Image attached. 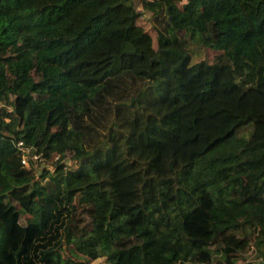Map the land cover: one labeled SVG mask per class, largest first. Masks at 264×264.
Here are the masks:
<instances>
[{"label": "trees", "instance_id": "obj_1", "mask_svg": "<svg viewBox=\"0 0 264 264\" xmlns=\"http://www.w3.org/2000/svg\"><path fill=\"white\" fill-rule=\"evenodd\" d=\"M137 3L0 0V264H264V0Z\"/></svg>", "mask_w": 264, "mask_h": 264}, {"label": "rangeland", "instance_id": "obj_2", "mask_svg": "<svg viewBox=\"0 0 264 264\" xmlns=\"http://www.w3.org/2000/svg\"><path fill=\"white\" fill-rule=\"evenodd\" d=\"M134 4L136 5V8L138 9V3H137V0H134ZM151 17V14L149 12H146V11H142V21H143V26L144 28L150 32L151 34H154V29H153V26H152V21L150 19ZM211 52L208 51V54L207 56L208 57H211ZM206 56H201V58H205ZM36 160L35 161V168L38 170V168H42V167H47L49 169H52L53 168V165L50 164V163H44V161L40 158V156L37 158V159H34ZM71 164V163H70ZM243 257L245 258V261L247 262H251L253 264H256V263H259L261 264V260L260 259H257L255 257V251L253 248H249L246 252L243 253ZM88 264H107L106 262V259L104 257H100V258H97L93 261H91L90 263Z\"/></svg>", "mask_w": 264, "mask_h": 264}, {"label": "built area", "instance_id": "obj_3", "mask_svg": "<svg viewBox=\"0 0 264 264\" xmlns=\"http://www.w3.org/2000/svg\"><path fill=\"white\" fill-rule=\"evenodd\" d=\"M18 146H21L22 147V157H21V162L23 163V164H27V162H26V159H27V153L30 151V149L29 148H25V147H23V143L21 142V141H19L18 142ZM39 156L38 155H36V154H33V156H32V158L33 159H37ZM256 264H259V263H256Z\"/></svg>", "mask_w": 264, "mask_h": 264}]
</instances>
